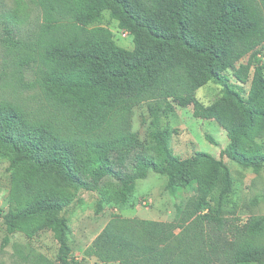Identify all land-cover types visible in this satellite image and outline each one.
<instances>
[{"label":"trees","instance_id":"trees-1","mask_svg":"<svg viewBox=\"0 0 264 264\" xmlns=\"http://www.w3.org/2000/svg\"><path fill=\"white\" fill-rule=\"evenodd\" d=\"M29 2L40 23L27 55L39 66L35 85L57 114L42 119L0 102V155L11 170L3 243L16 231L32 237L49 229L59 244L58 264H79L60 215L74 192L100 190L111 177L114 199L124 204L151 170L166 175L170 195L193 185L196 193L173 221L112 215L86 255L119 264H264V215L242 224L223 216L233 189L228 166L203 151L173 154L170 131L159 124L161 113L190 106L195 118L214 120L226 132L221 155L255 173L264 168V0ZM103 11L132 36L133 49L117 45L107 27H86ZM5 31L13 40L12 29ZM210 81L221 96L204 105L195 91ZM144 102L152 153L140 150L128 120ZM176 229L196 238L207 232L208 249L189 260Z\"/></svg>","mask_w":264,"mask_h":264},{"label":"rangeland","instance_id":"rangeland-1","mask_svg":"<svg viewBox=\"0 0 264 264\" xmlns=\"http://www.w3.org/2000/svg\"><path fill=\"white\" fill-rule=\"evenodd\" d=\"M39 23L40 13L29 0H0V102L12 103L33 116L51 119L57 112L35 85L39 66L27 55L32 52L30 48L35 41ZM95 26L107 27L117 45L133 49L132 36L119 29L117 21L108 11H103L97 21L86 27ZM6 27L12 29L13 40L8 39ZM260 56L264 63V43L260 47ZM247 58L242 62H246ZM248 86L245 84L241 88L243 94H246ZM195 96L202 104L209 105L221 96V86L210 81L198 88ZM128 120L130 130L137 134L140 141V150L152 153L149 138L152 116L147 103L136 105L129 113ZM159 124L170 131V149L173 154L186 158L196 151H203L222 159L228 166L233 189L223 201V216L229 222L242 224L251 216L264 215V168L255 173L221 155L229 140L224 129L214 120L195 118L190 106L175 105L172 111L160 114ZM207 135L215 143L210 142ZM10 174V160L0 155V264H58L59 244L49 229H43L32 237L16 231L8 235L6 244L3 243L7 233L2 215L9 208ZM166 182V175L149 170L144 179L136 181L128 202L124 204L114 199L118 186L111 177L103 180L100 190L75 191L71 204L60 213L69 225L67 241L71 256L79 264H119L100 262L84 251L114 214L157 221L175 220L178 207L196 193V187L182 188L176 196H172L165 190ZM99 201L102 202V208L97 212ZM175 232L180 233V229ZM208 238L207 232L196 238L188 231L180 233L176 241H180L181 255L191 260L198 259L201 252L208 249Z\"/></svg>","mask_w":264,"mask_h":264}]
</instances>
